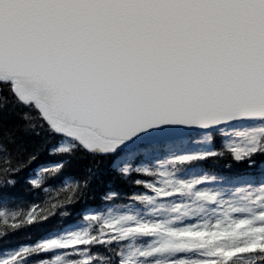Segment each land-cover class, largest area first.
<instances>
[{
    "label": "snow or ice",
    "instance_id": "6c2138e0",
    "mask_svg": "<svg viewBox=\"0 0 264 264\" xmlns=\"http://www.w3.org/2000/svg\"><path fill=\"white\" fill-rule=\"evenodd\" d=\"M9 103L29 110L24 125L5 128ZM45 125L59 138L50 155L64 159L42 172L58 174L77 151L111 157L144 190L130 198L144 211L91 216L0 264L49 254L41 264H264V182L236 195L207 170L183 175L264 156V0H0V181L14 184L25 163L12 162L25 150L16 133ZM192 132L194 150L146 165ZM49 218L30 210L26 220Z\"/></svg>",
    "mask_w": 264,
    "mask_h": 264
},
{
    "label": "trees",
    "instance_id": "16d2710c",
    "mask_svg": "<svg viewBox=\"0 0 264 264\" xmlns=\"http://www.w3.org/2000/svg\"><path fill=\"white\" fill-rule=\"evenodd\" d=\"M28 111L23 106L9 103L4 112L5 128L24 125L25 121L21 117ZM38 131L40 132L38 136L25 135L23 131L16 133L18 144H21L25 150L20 154L13 151L12 162L18 159L25 163L21 165L19 172L13 171L9 174L8 179L14 180V184L0 181V258L22 247L32 246L40 239L75 227L81 224L87 215L104 211L111 206L131 205L133 200L130 198L134 194L144 192L131 180L122 179L113 170L111 157L93 156L84 151H77L71 157V162L58 174L42 172L41 170L46 166L54 165L64 157L49 153L51 145L59 138L50 136L46 131V125ZM220 143V141L216 143L217 150L220 149ZM175 146L184 149V141L162 143L158 146L157 153L145 158L146 165L155 167L157 158L164 157L167 150ZM32 153H36V156L29 160ZM253 160L256 161V166L249 167L247 164H234L225 156L195 165L193 169H204L228 180L253 178L256 184L259 178L264 177V156L256 155ZM0 162L8 161L0 160ZM33 178H42L40 189L31 184ZM110 192H115L117 195L105 200V194ZM69 199H71L70 203ZM30 210H35L37 213L43 210L50 218L43 223L29 225L26 217ZM104 254L105 249L102 248L101 255ZM43 258L45 256L42 258L31 256L27 264H38Z\"/></svg>",
    "mask_w": 264,
    "mask_h": 264
},
{
    "label": "rangeland",
    "instance_id": "374dc122",
    "mask_svg": "<svg viewBox=\"0 0 264 264\" xmlns=\"http://www.w3.org/2000/svg\"><path fill=\"white\" fill-rule=\"evenodd\" d=\"M200 137H198L197 135L196 136H192L191 138H189L187 140V142H185L184 144L185 145V149H182V148H179V146H176L174 148L171 149V153L173 151L175 152H185V151H192L194 150V148L196 146L192 145L191 143H189V141L191 139H199ZM171 156V154H170ZM170 156H168L167 158H170ZM164 160V159H163ZM191 172H196L195 170H192L190 169L188 172H184L183 175L187 176L189 174H191ZM264 175V174H263ZM263 178V177H262ZM251 180L249 179V181H244V180H238V181H235L234 183H232L230 186H227V187H223V182H219V184H214L212 185L213 187H219V188H223L225 191H228L229 193H235L236 195H239L238 193V189H249V184H250ZM261 182H264V178L263 179H260L257 183V185H251L253 186V190L257 189L258 187H260L261 185ZM126 210H140V211H144V207L140 204H137L135 201L132 202L131 205L129 206H126V207H111V208H108L106 209L105 211H102V212H99V213H96V214H93V215H88L86 218H87V223H86V226L84 227H88L89 224L92 223V221H90L88 218L91 217V216H95V215H107L109 213V211H112V212H120V211H126ZM84 227H80V228H84ZM80 228H72V229H66L65 231H63L62 233L60 234H63L67 231H72V230H79ZM102 248H99L96 250V255H100V251H101ZM57 254H60V253H57ZM52 259H54V256H52L51 254L49 255H46V257L43 259V260H47V261H51ZM41 264V263H40ZM241 264H243V261H241Z\"/></svg>",
    "mask_w": 264,
    "mask_h": 264
},
{
    "label": "water",
    "instance_id": "95a60500",
    "mask_svg": "<svg viewBox=\"0 0 264 264\" xmlns=\"http://www.w3.org/2000/svg\"><path fill=\"white\" fill-rule=\"evenodd\" d=\"M193 134H196V133L195 132H192L191 135H193ZM187 136H189V135H183V136H179V137H187Z\"/></svg>",
    "mask_w": 264,
    "mask_h": 264
}]
</instances>
